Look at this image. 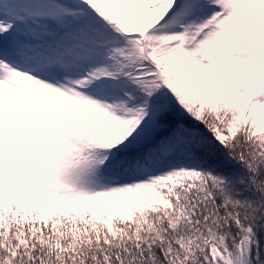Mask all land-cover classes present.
Segmentation results:
<instances>
[{
    "label": "snow or ice",
    "instance_id": "1",
    "mask_svg": "<svg viewBox=\"0 0 264 264\" xmlns=\"http://www.w3.org/2000/svg\"><path fill=\"white\" fill-rule=\"evenodd\" d=\"M0 264H264V0H0Z\"/></svg>",
    "mask_w": 264,
    "mask_h": 264
}]
</instances>
